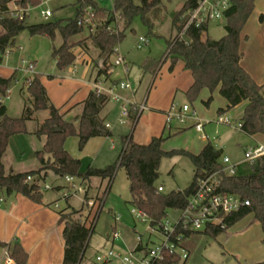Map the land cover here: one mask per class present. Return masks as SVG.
Instances as JSON below:
<instances>
[{"label": "crops", "instance_id": "crops-1", "mask_svg": "<svg viewBox=\"0 0 264 264\" xmlns=\"http://www.w3.org/2000/svg\"><path fill=\"white\" fill-rule=\"evenodd\" d=\"M18 1L8 0L7 6L12 8L16 5H22ZM31 1L27 4L41 6L43 3L58 2L57 6L62 11L64 9L68 10L64 17L54 19L62 24H65L70 18H76L78 15V8L73 0H67L62 3H59L60 0ZM184 1L180 2L173 11L179 10ZM96 3L98 4L97 1ZM161 4L166 9L164 0H161ZM35 9L37 10L38 8ZM69 9H71V12H69ZM252 12L240 33V64L254 82L261 85L264 84V19L261 20L259 16H264V7L255 9L253 14ZM30 14H28L25 21L27 24H36L29 23ZM36 14L40 16L39 10ZM166 20H168L169 28H167L169 31L166 34L168 37L152 31L154 25L160 26L163 22L161 24L153 23L150 31V35L165 40L166 50L160 56L157 57L153 53L151 47L148 46L150 39L145 35L144 37L148 41L142 47L138 48L136 44L138 37L143 35L137 36L130 47H124L122 44L127 36L128 30H126L123 40L118 44V48L120 54L126 60L127 69L121 66L116 67L109 74L105 71L99 73L98 63L101 60L106 63H112L116 54L112 53L106 58L104 55H100L99 50L93 45L91 39L87 38L89 35L88 29L83 28L81 32L73 35L69 40L74 43L71 52L75 55L80 50L84 51L90 63L87 65L84 62H80L74 69L73 61L67 66L69 67L68 76L64 77L62 81L55 80L52 76H48V79L39 76L36 70L37 58L31 55L29 57L30 52L26 50V47L18 45L17 51L19 55L15 64L10 62L13 50L10 51L7 57L0 56V77L11 78L12 80L9 84L10 94L2 103L5 114L12 118L21 117L24 108L27 106L31 107V98L25 88L27 74L23 70V64L21 63L22 59H26L35 63L33 76L39 77L46 89L49 101L58 109L59 115L65 122L78 126L83 110L82 104L90 90L96 88V86L101 88L102 92L109 98L99 113L104 125L108 124L106 128L109 130V135L91 137L82 148H79V138L76 135L68 136L64 141V148L67 153L79 161L80 172H85L89 167L105 168L113 164L123 147V136H131L132 141L138 144H147L154 137H163L161 149L164 152L185 150L192 154H199L207 143H211L222 150L220 161H222V157L226 156L232 164L243 162L244 153L241 159L224 154L226 143L231 137L235 135L241 137L244 142V152L250 147L264 146V134L248 135L237 127V124L241 123V117L247 101H242L235 106L229 107L227 99L220 94L219 87L212 91L204 87L200 89L195 97H191L187 93L193 83L191 71L185 67L183 58L173 57L167 53L168 40L176 36L178 29L170 17ZM131 25L129 31L134 32L135 30ZM24 31L27 30L21 32ZM57 33L60 36V45L62 37L59 32H56L53 39L44 35L38 36L54 40ZM18 35L15 38V45L12 49L17 44ZM35 36L37 35H30L28 41ZM88 41L91 42L90 45L94 48L96 55L89 53V50H87L90 47ZM144 46H148V50L133 55V50H142ZM53 48H56V46H52ZM54 61L56 64L55 59ZM126 80L130 82L131 88H115V94L120 99H112L107 90L112 85ZM124 100H128L131 106H135V108L131 107L129 109V115L125 123H119L118 116ZM142 103H144L145 108L140 112L136 111V106H140ZM183 104H189L196 111L197 119L189 118L184 123L174 121L170 127H167L165 113L173 105L180 106ZM221 114L229 115L231 123L217 122V116ZM48 117L49 110L47 109L33 111L30 118L25 121V132L16 133L9 138L2 156L5 174L36 171L41 168L42 165L36 153L43 149L47 137L44 134H37L36 130ZM198 121L202 123V133L205 137H202V133L194 128ZM116 134L120 135V149L115 147L114 136ZM44 157L47 160L49 159L48 154H45ZM191 170L192 182L194 174L193 163ZM40 172L44 176L41 183L45 182L52 185V189L41 191L40 201H34L21 193H13L7 196L0 192V264H16L11 257V250L15 243L20 244L27 254V262L29 264H62L63 262L64 221L59 211L67 206L76 209L71 204V198L74 194L65 200H60L61 191L66 187L63 176L55 174L50 168L41 169ZM105 182L107 183L106 179L102 180L99 177H91L88 181H82L83 199L85 193L88 194L89 198L98 197ZM190 183L173 190H182L189 186ZM157 185L163 187L160 183H157ZM162 192H164V187ZM83 201L81 207L84 206L85 208ZM61 202H64L62 206H60ZM89 209L87 208V210ZM68 211L69 209L65 212ZM244 219L245 227H242V229L232 232H228L229 230L225 231L228 235L224 239V249L231 256L240 255L241 251L238 246L241 245L242 249H245V260L241 264L260 262L264 260V241L260 223L254 219L252 214H249L231 227L238 225ZM199 237L198 235L195 241ZM107 239L109 240L108 236ZM194 246L189 250L187 249L189 252L187 259L180 260L179 264L187 263L192 256Z\"/></svg>", "mask_w": 264, "mask_h": 264}, {"label": "trees", "instance_id": "trees-1", "mask_svg": "<svg viewBox=\"0 0 264 264\" xmlns=\"http://www.w3.org/2000/svg\"><path fill=\"white\" fill-rule=\"evenodd\" d=\"M198 1L185 0L180 9L173 13L172 22L178 30L182 26L181 14L195 7ZM254 1L230 0L231 6L225 12V35L219 39H210L206 33L204 34L207 30L206 26H190L186 31L188 41L184 42L174 37L168 40L167 49V53L173 57L183 58L185 67L191 71L193 83L187 91L191 97H195L204 87L211 91L219 87V92L227 99L229 107L247 101L241 117L240 129L248 135L264 134V84L255 83L240 64V33L254 8ZM7 2L8 0H0V13L8 11ZM18 2L25 6L32 1L19 0ZM78 3L80 7L90 4L97 17L101 18L100 24L93 32L89 31L87 38L91 39L100 55H104L105 58L110 56L114 47L123 40L125 31L136 17H140L151 31L153 22L149 14L162 5L161 0H112V8L109 9L100 7L95 0H79ZM114 15L123 21V27L109 33L105 27L113 22ZM259 18L262 20L264 16L260 15ZM0 26L3 29L0 32V53L7 48H12L15 45L16 36L23 30H27L30 35H44L51 39L56 32H59L62 43L52 49V56L59 69L69 66L74 61L75 56L71 52L74 43L69 42V38L83 30V27L76 24V18L68 19L65 24L58 20L27 24L25 20L5 17L0 20ZM103 71L99 70V73ZM11 81V78L0 77V96L5 94ZM26 90L31 98V107H25L21 117L7 116L4 106L0 103V192L7 196L21 193L34 201H40L39 185L36 182H27L26 177L37 174L44 168H50L57 175H72L82 181H88L91 177L107 180L104 192L96 197L98 205L94 211L90 208L84 219L81 216L74 217L76 214L81 215L84 206L80 209L67 206L59 211L64 221L62 264H80L90 233L94 231L95 221L103 207L108 188L116 171L120 168L125 170L128 177L132 204L150 216L153 225L160 223L169 210L179 209L186 204L198 176L220 170L219 190L238 194L248 199L250 205L226 216L223 227L209 228L204 232H189L190 242L194 237L196 240L200 234L216 237L249 214H252L260 223L264 241V155L253 162L243 161L236 164L234 172L227 174L222 171L223 165L220 161L222 150L211 143H207L199 154H192L185 150L164 152L161 149L163 137H154L147 144H138L132 141L131 136H123V147L113 164L105 168L89 167L85 172H80L79 161L67 153L64 141L66 137L76 135L79 138V148H82L89 138L110 134L99 117L101 109L109 100L108 96L97 88L90 90L82 104L83 110L76 127L62 120L58 109L49 101L46 89L38 76L30 79ZM45 109L49 110V117L36 130L37 134H44L47 137L43 149L36 153L42 165L41 168L36 171L5 174L2 156L9 138L16 133L25 132V121L30 118L33 111ZM56 128L58 131H55ZM173 153L185 154L192 161L194 166L192 182L182 190L159 192L157 180L160 162L164 156ZM45 154L49 155L48 160L45 159ZM41 179H44V176ZM87 199L89 196L85 193L84 202ZM67 209L69 211L65 212ZM87 221H89L88 225H86ZM193 246L194 243L191 248ZM11 257L16 264H29L27 254L18 243L13 245ZM179 262L180 258L176 254L167 253L163 259L151 261L150 264H179ZM251 264H264V260Z\"/></svg>", "mask_w": 264, "mask_h": 264}, {"label": "built area", "instance_id": "built-area-1", "mask_svg": "<svg viewBox=\"0 0 264 264\" xmlns=\"http://www.w3.org/2000/svg\"><path fill=\"white\" fill-rule=\"evenodd\" d=\"M73 1L76 3L78 9L81 8L76 17V24L80 27L88 29L90 32H93L96 26L100 24L101 18L97 17L94 8L90 4L80 7V3H78L79 0ZM230 6V0H199L195 7L187 9L181 14L182 26L178 30L175 37L179 40L187 42L186 31L190 26H206L208 30V26L212 23L225 24V12ZM39 7L40 5H16L9 8L7 12L0 13V20L5 17L17 20H26L30 11L35 8L39 9ZM39 14L42 18L46 19L52 15V11L49 9H39ZM118 22V16L114 15L113 22L108 24L105 27V30L109 33L118 31ZM207 30L206 32L204 31V34H207ZM2 31L3 29L0 26V32ZM147 41L148 39L146 37L139 36L136 46L140 48ZM11 50L12 48H7L3 53H0V56L7 57ZM113 53L116 54V57L112 63H106L103 60L98 63V68L100 70H104L107 74L111 73L116 67L121 66L127 69L126 60L120 54L118 45L114 47ZM74 56V69L80 62H84L87 65L90 63V60L87 59L85 52L82 50ZM21 63L23 64V70L27 74V78L25 79L26 88L35 73V63L26 59H22ZM117 87L130 89L131 84L126 80L121 81L116 85H112L107 92L110 93L111 98L114 100L120 99L115 94V88ZM96 88L99 91H102L98 86H96ZM9 94L10 89L8 88L5 94L0 96L1 104ZM131 107L135 108V106H131V103L128 100H124L121 104L118 116L119 123L126 122L129 115V109ZM144 108V103H142L140 106H136V111L140 112ZM189 118L197 119L196 111L191 108L189 104H183L180 106L173 105L165 113V123L167 127H170L174 121L184 123ZM216 120L219 123H231V117L227 114L217 116ZM105 126L107 127L108 124ZM240 126L241 123H238L237 127L240 128ZM194 128L198 132L202 133V123L200 121L196 122ZM202 137H205L203 133ZM262 155H264L263 145L250 147L244 152V161L253 162L256 158ZM221 163L223 165V172H226L227 174H232L234 172L236 164L230 163L228 157H222ZM42 176L43 174L41 172L33 175L30 174L26 177V181L36 182L39 185L40 191L52 189L51 184L45 182L41 183ZM63 178L66 182V187H64L61 191L60 200L67 199L69 196L75 194L78 190L83 188L82 179L72 175H65ZM219 188L220 170L198 176L195 180L192 192L187 197L186 204L183 207L176 209L178 211V215L170 218L167 214L160 223L155 225L152 224L150 216L133 205L130 211L131 214L137 221L146 225L143 233H137V245L133 250L127 252L114 249L113 242L121 237L120 231L114 227L110 234L107 235L111 245L108 248L96 253L94 260L95 263L150 264L151 261L163 259L167 253L176 254L180 260L187 259L188 250L184 247V243L190 239V235H188L189 232H204L209 228L223 227L226 216L237 213L250 205L248 199L242 198L235 193L222 192ZM157 189L159 192L163 191L162 186H158ZM84 204L88 208H94V206L96 208L98 200L96 198H89L84 202ZM116 219L119 220V217H116ZM138 247L142 248L138 249Z\"/></svg>", "mask_w": 264, "mask_h": 264}, {"label": "rangeland", "instance_id": "rangeland-1", "mask_svg": "<svg viewBox=\"0 0 264 264\" xmlns=\"http://www.w3.org/2000/svg\"><path fill=\"white\" fill-rule=\"evenodd\" d=\"M67 0H60L59 3L66 2ZM69 1V0H68ZM98 4L105 8H112V0H96ZM166 4V9L160 5L156 11L149 14L150 20L155 24H162L160 26L154 25L152 31L158 32L162 34L164 37H168L167 28H168V17L172 19V15L174 13V9L177 5L184 0H164ZM57 3H43L39 9H49L52 10V15L48 18L44 19L36 14L39 9L31 10L29 23H38L41 21H49L54 20L57 17H64L68 10H63L59 8ZM264 0H255L254 1V10L252 14L255 12V9L263 8ZM71 12V9H69ZM176 12V11H175ZM54 13V14H53ZM251 15V14H250ZM166 20V21H165ZM165 21V22H164ZM119 28L122 29L123 21L119 20L118 22ZM134 28V32L129 31L127 29V36L125 41L123 42L124 47H130L135 38L139 35L147 36L150 41L148 46L151 47L153 53L155 55L160 56L163 51L166 50L165 40L163 38H157L153 35H150V29L147 25L143 23L140 17H136L131 25ZM85 29V28H84ZM169 29V28H168ZM225 33V28L223 23H212L208 26L207 35L212 39H219ZM29 33L27 31L21 32L17 38V44L12 49L10 62L16 63L17 56L19 55L18 45H22L26 47V50L30 52L28 55L35 56L37 58V72L39 76H42L48 79V76H52L53 79H57L62 81L64 77L68 76L69 67H65L63 69H59L56 67L54 58L51 56L52 46L58 47L60 43V36L57 33L54 40H51L44 36H35L28 41ZM70 42V40H69ZM91 42L88 41L87 50L89 53L94 52V48L91 47ZM148 46H144L142 50H133V55H137L142 53L143 51L148 50ZM28 52V53H29ZM63 77V78H62ZM120 127V125H119ZM115 147L120 149V135L116 134L114 136ZM241 137L235 135L229 139L225 146V155L229 157H234L241 159L243 158L244 153V144ZM232 159V158H231ZM232 161V160H231ZM191 161L190 159L181 153H173L168 156H164L160 162L159 166V178L157 183H160L164 187V192H169L173 189L184 187L185 185L191 182ZM107 183L105 182L102 186V190L99 195H102ZM98 195V196H99ZM83 200V191L78 190L71 198V204L76 209L80 208ZM64 202H61L60 206H62ZM133 207L132 199L129 193V181L128 177L123 168H120L116 171L110 187L106 193L105 201L103 207L95 221L94 231L90 233L89 242L83 258L80 264H95V255L97 252L109 247L110 242L107 239V234L115 227L121 233V237L113 242L114 249L120 250L122 252L131 251L137 245L136 236L137 233H143L146 225L137 221L134 216L131 214V208ZM62 208V207H61ZM88 207H85L83 213L81 215L76 214L74 217L77 218L81 216L83 219L88 214ZM95 210L92 208V211ZM168 215L170 218L176 217L178 215L177 210H169ZM119 217V220L116 219ZM89 221L86 222L88 225ZM245 227V219L242 220L238 225L234 226L232 229H227L228 232L238 231V229H242ZM245 229V228H244ZM245 231V230H244ZM227 232L225 231L219 234L216 237L209 236L207 234H200L199 239L195 241V246L193 249L192 256L188 259L186 264H241L242 261L245 260V249H242L241 245H239V249L241 251L240 255L231 256L227 254L224 249V239L227 236ZM145 238V235H144ZM191 240V239H190ZM188 240L184 243V247L188 250L193 245L192 242ZM144 242V239H143Z\"/></svg>", "mask_w": 264, "mask_h": 264}, {"label": "water", "instance_id": "water-1", "mask_svg": "<svg viewBox=\"0 0 264 264\" xmlns=\"http://www.w3.org/2000/svg\"><path fill=\"white\" fill-rule=\"evenodd\" d=\"M55 131H58V129L56 128Z\"/></svg>", "mask_w": 264, "mask_h": 264}]
</instances>
